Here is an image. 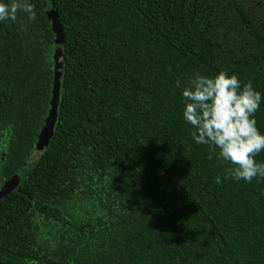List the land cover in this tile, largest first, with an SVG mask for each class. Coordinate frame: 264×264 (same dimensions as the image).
<instances>
[{"label":"trees","instance_id":"obj_1","mask_svg":"<svg viewBox=\"0 0 264 264\" xmlns=\"http://www.w3.org/2000/svg\"><path fill=\"white\" fill-rule=\"evenodd\" d=\"M30 2L0 21V187L53 123L0 196V264H264V179L228 177L182 115L224 71L261 93L264 134V0Z\"/></svg>","mask_w":264,"mask_h":264},{"label":"clouds","instance_id":"obj_2","mask_svg":"<svg viewBox=\"0 0 264 264\" xmlns=\"http://www.w3.org/2000/svg\"><path fill=\"white\" fill-rule=\"evenodd\" d=\"M18 12L27 14L29 20L36 19L30 0L0 2V21H15ZM189 85L182 90L185 101L182 115L194 128L191 133L194 142L210 146L219 160L232 165L226 169L228 177L249 183L264 179V162L255 159L264 151V134L256 127L255 119L261 93L251 81L242 86L236 74L224 71L214 77L197 73ZM216 183H221L219 176Z\"/></svg>","mask_w":264,"mask_h":264},{"label":"water","instance_id":"obj_3","mask_svg":"<svg viewBox=\"0 0 264 264\" xmlns=\"http://www.w3.org/2000/svg\"><path fill=\"white\" fill-rule=\"evenodd\" d=\"M52 18V27L56 33V46H55V55H54V70H53V84H52V96L51 101L52 105L55 106L57 103V97L60 89V73H61V52H60V43L61 37L59 34V27L56 18L50 13ZM50 118L45 120V126L41 131L39 139L35 145V148L28 159L25 161L23 167L15 173L5 184L0 187V196L6 193L12 186L13 181L23 174L34 162L38 154L43 150L44 146L46 145L52 130V123H53V111L49 110Z\"/></svg>","mask_w":264,"mask_h":264},{"label":"rangeland","instance_id":"obj_4","mask_svg":"<svg viewBox=\"0 0 264 264\" xmlns=\"http://www.w3.org/2000/svg\"><path fill=\"white\" fill-rule=\"evenodd\" d=\"M47 118H50L49 112H47V117H46V119H47Z\"/></svg>","mask_w":264,"mask_h":264}]
</instances>
